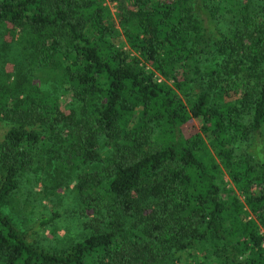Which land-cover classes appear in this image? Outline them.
Masks as SVG:
<instances>
[{
  "label": "trees",
  "instance_id": "16d2710c",
  "mask_svg": "<svg viewBox=\"0 0 264 264\" xmlns=\"http://www.w3.org/2000/svg\"><path fill=\"white\" fill-rule=\"evenodd\" d=\"M113 1L0 0V205L89 211L56 251L0 209V264H264V0Z\"/></svg>",
  "mask_w": 264,
  "mask_h": 264
},
{
  "label": "rangeland",
  "instance_id": "374dc122",
  "mask_svg": "<svg viewBox=\"0 0 264 264\" xmlns=\"http://www.w3.org/2000/svg\"><path fill=\"white\" fill-rule=\"evenodd\" d=\"M102 3L110 12H115V1L102 0ZM4 53L0 57V71L4 74L12 73L15 70L12 61L15 55L12 53L11 56H4ZM45 88L49 89L48 82ZM4 130L5 125L0 123V134ZM45 174L39 170L19 175L10 202L1 204L0 209L40 247L60 251L88 233L85 222L89 211L83 209L74 193L73 175L64 183L58 181L51 184L50 177ZM179 263H186L184 256L179 259Z\"/></svg>",
  "mask_w": 264,
  "mask_h": 264
}]
</instances>
